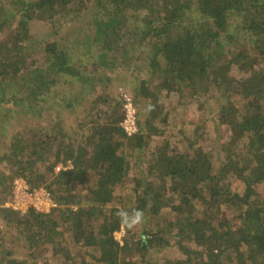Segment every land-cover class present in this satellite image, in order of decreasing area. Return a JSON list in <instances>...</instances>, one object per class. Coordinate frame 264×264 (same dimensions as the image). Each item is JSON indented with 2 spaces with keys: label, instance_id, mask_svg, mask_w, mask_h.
<instances>
[{
  "label": "trees",
  "instance_id": "1",
  "mask_svg": "<svg viewBox=\"0 0 264 264\" xmlns=\"http://www.w3.org/2000/svg\"><path fill=\"white\" fill-rule=\"evenodd\" d=\"M1 4L0 191L56 208L0 209V264H264V0Z\"/></svg>",
  "mask_w": 264,
  "mask_h": 264
},
{
  "label": "built area",
  "instance_id": "2",
  "mask_svg": "<svg viewBox=\"0 0 264 264\" xmlns=\"http://www.w3.org/2000/svg\"><path fill=\"white\" fill-rule=\"evenodd\" d=\"M122 98L123 119L120 127L127 137L137 134V121L134 104L132 99L126 94L120 93ZM65 170L58 166L55 172ZM56 208V203L51 195L44 188L31 189L23 179H16L12 183V189L9 196H5L0 191V209H10L20 214H26L33 210L36 213H49ZM2 220L0 217V229H2Z\"/></svg>",
  "mask_w": 264,
  "mask_h": 264
},
{
  "label": "rangeland",
  "instance_id": "3",
  "mask_svg": "<svg viewBox=\"0 0 264 264\" xmlns=\"http://www.w3.org/2000/svg\"><path fill=\"white\" fill-rule=\"evenodd\" d=\"M10 13V8L8 7V6H5V5H0V15H4V16H6V15H8ZM73 25L74 24H72V25H70L71 27H73ZM34 27V26H33ZM33 27H32V29H33ZM44 29L43 30H45L46 29V31H43L42 32V35L39 33V31L40 30H38L37 29V26L35 27L36 29L35 30H33V33L35 34V35H37L39 38H38V40H41L42 38L43 39H45V38H47L48 36H47V26L45 27V26H42ZM66 33H68V31H69V29H68V26H67V29H65L64 30ZM36 37V36H35ZM92 70V69H91ZM115 70H117L118 72H116V73H118L119 75H117V74H115V73H113L112 75H116V76H112L113 77V81L112 82H110V83H108L107 85H106V87H107V90L108 91H114L115 90V93L116 94H119L120 95V93H123V94H126L129 98H131L132 99V102H133V106H134V108H135V113H136V116H137V112H138V106H140L142 103H140L139 101L140 100H138V98H137V103L135 104L134 103V101H133V98H132V96H131V92H133L134 91V89H133V86L135 85V83L131 80V78H129V76L125 73V69H121V68H116ZM135 87V86H134ZM138 103H139V105H138ZM3 111L4 110H0V116L2 115V117L0 118V133H2L1 131H2V128H3V126H5L6 125V123H7V119L5 118V115L3 114ZM67 113H65V115H66ZM189 117V116H188ZM72 120V119H71ZM76 120V119H75ZM66 121H67V118H66ZM73 121V120H72ZM74 122V121H73ZM10 127V126H9ZM183 127V126H182ZM200 127L206 132V133H209V129H210V127H211V125L210 124H205V123H202V124H200ZM229 127L231 128V130H232V132L233 133H235V134H237L238 133V130H236V129H234V126H232V125H229ZM10 128H12V126L10 127ZM186 128V127H185ZM172 131H176V130H172ZM176 134H178V132L177 133H171V132H168V133H166V138H168V137H172V139H171V142H172V145H175L176 144V140L179 138ZM215 134H213V137H215L214 136ZM220 139H222V136H220ZM153 141L155 142V139H153ZM221 141V140H220ZM154 142H152V143H154ZM8 136L7 137H5V136H3V137H1L0 138V145H5L4 147H6L7 145H8ZM217 156H218V154H217V151H216V153H213V158H214V161H216V158H217ZM121 237H122V233L120 234H116V238L117 239H121ZM17 246H19L18 244H16ZM14 246V248H16L17 246ZM174 250V249H173ZM16 251H17V249H16ZM167 253H169V254H175L176 255V252L175 251H167Z\"/></svg>",
  "mask_w": 264,
  "mask_h": 264
},
{
  "label": "clouds",
  "instance_id": "4",
  "mask_svg": "<svg viewBox=\"0 0 264 264\" xmlns=\"http://www.w3.org/2000/svg\"><path fill=\"white\" fill-rule=\"evenodd\" d=\"M139 218H140V214H139V213H137V214H136V216H135V218H134V221H133V222H135V221H138V220H139Z\"/></svg>",
  "mask_w": 264,
  "mask_h": 264
}]
</instances>
